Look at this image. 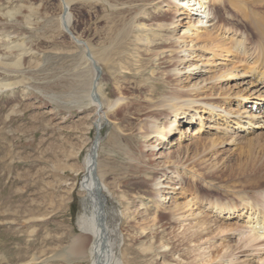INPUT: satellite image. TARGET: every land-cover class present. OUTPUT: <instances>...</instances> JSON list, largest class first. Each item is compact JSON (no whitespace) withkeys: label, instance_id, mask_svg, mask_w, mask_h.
Returning <instances> with one entry per match:
<instances>
[{"label":"rangeland","instance_id":"1","mask_svg":"<svg viewBox=\"0 0 264 264\" xmlns=\"http://www.w3.org/2000/svg\"><path fill=\"white\" fill-rule=\"evenodd\" d=\"M64 1L69 29L80 44L60 24V0H0V82L12 84L0 88V264H90L88 256L74 258L67 248L81 234L76 218L85 207L75 183L99 115L97 172L105 170L102 200L120 264H264V238L246 241L249 212L218 216L207 203L245 204L235 195L239 186L256 179L253 169L264 174V114L255 118L263 120L257 128L244 123L254 100L264 109V83L253 76L261 36H255L249 17L228 0L227 11L216 14L210 4L205 17L171 0ZM249 7L264 12V7ZM170 20L169 30L156 28L157 21ZM202 25L207 30H197ZM178 39L182 48L174 43ZM159 41L165 47H157ZM90 55L100 72L98 106L86 96ZM175 67L180 71L172 75ZM168 74L169 82L163 83ZM116 84L127 93L116 91ZM173 88L206 97L217 105V114L196 107V113L189 112L192 133L178 138L177 130L165 128V144L146 140L139 125L150 101L158 98L152 100L153 92ZM118 97L125 107L111 111ZM199 115L206 125L200 131ZM169 139L173 143L166 144ZM144 143H151L153 151ZM128 155L135 160L124 158ZM138 159L152 169L129 171L128 164ZM174 165L177 170H171ZM155 179L162 183L158 195ZM188 200L193 202L183 204ZM177 205L182 215L153 220L156 211L169 217ZM199 216L206 225L197 224ZM232 224L236 230L228 229ZM85 243L89 248L91 239Z\"/></svg>","mask_w":264,"mask_h":264},{"label":"bare ground","instance_id":"2","mask_svg":"<svg viewBox=\"0 0 264 264\" xmlns=\"http://www.w3.org/2000/svg\"><path fill=\"white\" fill-rule=\"evenodd\" d=\"M151 1H154V0H151ZM228 1L232 4L233 9L235 7H236L235 8L236 10H237V8H239L238 9L239 12H243V15L245 17L246 16L249 17V21L253 25V28L256 30V33H257V34L255 33V36H257V35L261 36V38H259L260 42H261V44H259L260 56L255 60L258 62V69L254 72V74L253 73L252 74H253V76L255 75L254 77L257 78V81H259V82L261 81L262 83H264V12L257 10L258 8H256V10H255V8H253L254 9L253 10L251 7H249V4H251V6L263 8L264 7V0H232V1L228 0ZM228 1L226 2L227 3L226 4L225 0H171L173 6H176V7L179 6L178 7L179 9H183L182 6H184L185 7L184 9H187V10L190 8L189 10H194L195 12L200 13V14L202 13V16H204V17L207 16V14H208V8H209L210 4L214 5V7L216 8V11H217L216 14H218V12L221 10L227 11L228 8H230V6L228 5ZM61 4H62V2H61ZM65 5L67 6V3H65ZM195 12L194 13L192 12V14H195ZM8 14L13 15V12H8ZM235 14H237V13H235ZM219 15H221V14H219ZM65 17L68 20L67 22H69L70 14H68V11H67V15ZM231 18H233V17H231ZM198 22H200V21H198ZM201 22H203V21H201ZM225 22H226V20H225ZM119 23H121V22H119ZM119 23H117V24H119ZM60 24L62 26V17L61 16H60ZM172 24H173V21H171V20L170 21H162V22L157 21L156 22V28L159 30H165L166 31V30L170 29ZM227 24H228V22H227ZM235 26L237 27V25H235ZM196 28H197V30L200 29V31H202V29L207 30L205 25H202V26L196 27ZM172 30H174V28H172ZM251 33H252V30H251ZM253 36H254V34H253ZM174 43L177 44L178 48L183 47V45H180L179 39L177 41H175ZM155 45L157 47H165L166 44L160 43V41H159V42L155 43ZM240 45L242 46L243 44L241 41H238L236 43V47H238ZM238 48H240V47H238ZM257 52H258V49H257ZM257 55H259V54H257ZM86 60H87L88 66L91 70L90 71L91 72L90 83H89L90 86H88L89 89L86 93V96H87L89 104H96V103L100 104L101 101L99 102V99L97 97V95H98L97 91L100 89L99 81H98L99 80V74H100L99 68H97L95 66V63H94L95 61H94L93 56L90 55V57L88 59L86 58ZM180 60H182V58L179 59V61ZM16 63L17 62H15V64ZM160 63L162 64V62H160ZM163 63H167V62H163ZM180 64H182V62ZM0 65H3V64H0ZM147 65L148 64L146 63L145 66H147ZM4 66H7V65H4ZM172 71H177V73L173 72L172 75L178 74L180 71V68L175 67L172 69ZM169 80H170V75L168 74L164 77V79L162 81H163V83H168ZM11 85H12L11 83L0 82V88L1 87H8ZM177 87L182 88L181 86H177ZM200 88L201 87H197L195 89L197 91H200ZM115 89H116V91H118L120 93H122V92L127 93L126 87L120 88V86L116 84ZM192 92H193V90H188V91L184 90L183 91V90L176 89V88H173L170 90L166 89V91H164L162 93L153 92L152 100L154 97H158V98L155 102L150 101V104H148L149 105V110H147L148 113L146 112V116L144 117V119H141V121H144L143 123H140V125H139V127L144 129L143 132L140 133L141 136L144 137L146 140H149L151 138H155L156 140L160 141V142H158V144L163 143V142L165 144V140L167 139L166 132H168V131L177 130V132L179 133L178 138L185 137L186 134L192 133V129H190L189 123L192 122L194 116H193V114L189 115V112L194 110L195 111L194 113H196V109H195L196 107H200L201 109H203V111L208 112L209 115L214 116L217 114L215 112L216 110L214 109L215 107H217V105L214 104V102L206 101V97H202L200 99L195 98L198 95L197 94L194 95ZM121 99L122 98H120V97H118L116 99V101L112 104L114 106H113L111 111H113L117 107L118 108L125 107V106L120 107V105L122 104ZM99 104H96V106H98ZM116 112H117V110H116ZM116 112H115V114H116ZM111 115L114 116L113 113ZM201 116L202 115H199V117H198L199 118L198 119V124H199L198 131L202 130V128H205V126H206L205 123L203 124V118ZM223 116L225 117V119L227 117L229 118L230 112L226 110L225 114ZM260 116L261 115L256 113V112H250V114L246 115L247 121H244V123L246 122L249 124H254V126H252V128H257L263 124L262 123L263 120H261V119L256 120L255 119V118H258ZM237 117H234L235 118L234 122L239 121V118H237ZM161 118L164 121H161V122L158 121ZM95 120H96V123L94 125V128L97 129V132H95L94 138L92 140V144L89 147L86 158L82 164L83 171H82V174H80L81 178L75 183V188L82 195V196L81 195L80 196H81V199L83 201V205L85 207V209L76 218L77 227H78L81 234L72 238L70 245L67 248V253H68V255H70L74 258H78V259L83 258V257L85 258L88 256L90 259V264H120V262L115 258L114 254H113V244H112L111 239L109 237L110 233H109V230L107 227V220H106L107 214H106V210L104 207V201L102 200L103 196H104L105 188H107V185L101 181V177H102L101 175L103 174V171L105 172V170H103V171L101 170L102 174L97 172V170H98L97 156H98V149H99L100 140H101L100 139L101 137L99 135L100 134L99 129L101 128V121H100L101 117H100V115H99V118H96ZM181 120H183V122H186L188 124V126H182ZM244 123H242V124H244ZM113 127H115V126H113ZM243 127L248 128V127H245V124ZM165 128H167L166 130H168V131H166ZM96 133L98 134L97 136H96ZM127 136L128 135H125L124 138L126 139ZM162 140H164V141H162ZM94 142L97 145L95 150H93V148H94L93 143ZM168 143L171 144V143H173V141L171 139H169L168 141H166V144H168ZM199 143L200 142H197L194 147L196 148L199 145ZM212 143H213V141H212ZM144 148L145 149L147 148V151H150V152L153 151V149H152L153 145L151 143H144ZM124 158H129L130 161L135 160L134 158H130L129 155L124 156ZM176 163H178V162L176 161ZM148 164H149L148 161L139 160L135 164H133V163L128 164L129 167L127 169L129 171L134 170L137 172H147V170L152 169ZM181 165H183V164H181ZM177 168H178L177 165H174L171 170H173V169L177 170ZM251 172H254L252 174V176H255L256 179L255 180L253 179L254 181L248 182V185L239 186L240 190L236 191L237 194H235L236 197L240 201H245V204L238 202L236 200H225V201H223V200H219V199H211L207 202L210 206V209L211 210L213 209L218 216L219 215L220 216H225V215L230 216L231 214H235V213L237 215H241L242 213L249 212L248 216H250L251 218L249 217L250 220L247 223L249 226V232H250L249 235L246 236L247 237L246 238L247 244L250 242L256 243V241H262L264 238V179H263L264 174L258 173L254 169ZM251 172L248 173V175H244V177L247 178L251 174ZM171 173L172 174L176 173V171H171ZM165 174H166V172H164V173L162 172L161 175H165ZM161 175L158 176L159 179H160ZM115 176L116 175L113 172V178H112L113 182H114L113 184H115L116 180H117V178ZM175 176H171V177H175ZM190 176H193V175H190ZM245 180H247V179H245ZM161 185H162L161 181H159L158 179L157 180L155 179L153 192L156 193L157 195L160 194V191L162 190ZM248 187L251 188L252 190H255V191H253V193H255V196H258V197H252V195H249V193H247V192H249L247 190ZM108 192H110V195H112V196L114 195V191H112V190L109 191V189H108ZM188 201L186 203H183V204L189 205L190 202H193L190 200H188ZM157 207L161 208V205L157 204L156 208ZM180 208H181L180 205L175 206L173 211H171V214L169 217H167L166 214L158 213L157 211L159 208H157L156 209L157 214L154 216L153 220L158 222L163 218L164 219L166 218L167 220H169V218H173L175 216L182 215L180 212L176 213V211H178ZM197 224H199L201 226L206 225V218L199 216ZM163 225H164V223L161 224V227H163ZM236 225L232 224L231 226L234 228L229 226L228 229L229 230H236L238 227V225L237 226ZM154 226H156V223H153L152 226L149 228V230L153 231ZM226 228L227 227L225 226V229ZM140 229L142 231H144L145 228L142 227ZM204 229H206V228H204ZM87 238L91 239V243L89 245V248L86 246V243H85V240ZM102 241L104 242V244H103L104 246L102 249H100V245H101ZM21 264H27V263H21Z\"/></svg>","mask_w":264,"mask_h":264},{"label":"water","instance_id":"3","mask_svg":"<svg viewBox=\"0 0 264 264\" xmlns=\"http://www.w3.org/2000/svg\"><path fill=\"white\" fill-rule=\"evenodd\" d=\"M61 2H62V12H61V17H62V28H63V30L68 34V36L71 38V40L73 41V42H75L76 44H80L81 43V41L71 32V30L69 29V25H68V20L66 19V15H67V11H68V8H67V6L65 5V2L63 1V0H60ZM96 132H97V129H96ZM98 134L96 133V136H97ZM93 145H94V148H93V150H95L96 149V147H97V145H96V143L94 142L93 143ZM104 244V242L102 241V243H101V245H100V249H102L103 248V245Z\"/></svg>","mask_w":264,"mask_h":264}]
</instances>
